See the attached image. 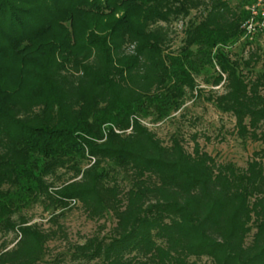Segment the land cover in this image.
Masks as SVG:
<instances>
[{
  "label": "trees",
  "instance_id": "1",
  "mask_svg": "<svg viewBox=\"0 0 264 264\" xmlns=\"http://www.w3.org/2000/svg\"><path fill=\"white\" fill-rule=\"evenodd\" d=\"M253 8L264 0H0V264H264L263 56L228 51ZM208 68L224 87L208 101L259 146L245 167L142 123L179 112ZM37 205L46 224L24 215ZM75 208L104 221L84 243L63 222Z\"/></svg>",
  "mask_w": 264,
  "mask_h": 264
},
{
  "label": "rangeland",
  "instance_id": "2",
  "mask_svg": "<svg viewBox=\"0 0 264 264\" xmlns=\"http://www.w3.org/2000/svg\"><path fill=\"white\" fill-rule=\"evenodd\" d=\"M232 7H236L243 0H224ZM262 8V6H261ZM264 11V10H263ZM198 12L194 11L192 15L185 19H180L171 25V43L169 45L170 51H178L183 46L185 37L184 30L189 20L194 19ZM251 43L243 49L245 43ZM257 50L262 56L263 61L259 64L257 70L264 71V31H258L248 38L246 34L228 51H234L238 56L245 55L248 49ZM217 72H220L219 66L215 63ZM217 74L213 68H208L195 78V91L187 92L182 109L168 117L162 122L153 124L150 119L144 120L142 123L154 131L159 138L165 143L169 142L172 134L179 132L185 135L186 145L189 151H192L193 142L192 136L195 133L200 134L199 143L201 147L212 155L219 162H234L240 167H245L247 162L252 157L253 152L259 149L258 144L247 143L244 144L234 132L235 120L231 115L221 113L215 106L208 101V98L214 92L222 93L224 87H213L211 82ZM202 90L203 94L199 95L198 90ZM70 176L65 174L63 170L59 172V177L53 180L56 184H61L67 181ZM51 181V179H50ZM24 215L32 219V223L46 224L50 215L43 210L41 206H34L26 210ZM70 235L71 243H84L86 238L95 233L99 224L88 220L86 214L80 209L75 208L68 212L63 219ZM114 226V221L109 219L107 221V232ZM13 235L7 237L0 236V243L5 240H11ZM67 246L65 242L56 241L51 244V256L54 257L60 252H65ZM50 258L47 259V261ZM200 264H213L206 258Z\"/></svg>",
  "mask_w": 264,
  "mask_h": 264
},
{
  "label": "built area",
  "instance_id": "3",
  "mask_svg": "<svg viewBox=\"0 0 264 264\" xmlns=\"http://www.w3.org/2000/svg\"><path fill=\"white\" fill-rule=\"evenodd\" d=\"M260 7V5L258 6V8ZM258 8H253V16L251 18L250 21H248L245 25L244 28L246 29V36H250L255 34L258 31H264V11L262 10L261 14L259 13ZM261 8V7H260ZM261 15V17H263V20L260 22H257L255 20V17H257L258 15Z\"/></svg>",
  "mask_w": 264,
  "mask_h": 264
}]
</instances>
